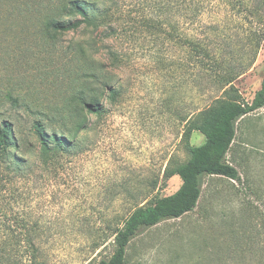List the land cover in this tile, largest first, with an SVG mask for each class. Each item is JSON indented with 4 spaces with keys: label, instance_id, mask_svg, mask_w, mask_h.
Returning <instances> with one entry per match:
<instances>
[{
    "label": "rangeland",
    "instance_id": "1",
    "mask_svg": "<svg viewBox=\"0 0 264 264\" xmlns=\"http://www.w3.org/2000/svg\"><path fill=\"white\" fill-rule=\"evenodd\" d=\"M24 1L0 4V120L12 119L28 135L33 119L23 107L13 108L5 94L41 108L73 107L84 86V54L79 49L77 55L63 52L75 45L84 50L90 39L96 44L94 66H104L102 75L117 91L115 101L104 92L102 116L87 112L78 134L67 132L77 116L65 129L46 127L49 134L66 136L69 147L56 153L58 169L48 174L51 181L24 190L32 216L43 224L42 260L97 264L112 255V233L136 205L178 189L180 179L164 178L165 168L183 163L187 148L204 141L188 121L221 91L209 79L213 72L202 69L197 45L212 56L206 64L220 63L237 75L232 85L245 102L259 90L264 0H196L205 1L196 15L178 5L168 11V0H99V9L112 16L113 35L110 29L92 33L82 25L55 42L40 39L37 23L18 15H23L19 7ZM48 1L37 0L41 6L32 9L45 8ZM5 27L11 32L1 33ZM103 46L114 52L117 66H111ZM235 128L227 160L239 180L204 176L195 209L140 229L127 246L125 264L259 263L264 247V108L238 120ZM29 140L32 147L24 152L36 164L37 146ZM35 174L43 177L38 170ZM253 236L256 255L249 258L240 253Z\"/></svg>",
    "mask_w": 264,
    "mask_h": 264
},
{
    "label": "trees",
    "instance_id": "2",
    "mask_svg": "<svg viewBox=\"0 0 264 264\" xmlns=\"http://www.w3.org/2000/svg\"><path fill=\"white\" fill-rule=\"evenodd\" d=\"M98 2L99 0H49L45 8L34 10L32 8L35 5L41 6V4L37 0H25L21 4L22 7H19L23 15L20 13L18 15L23 18L22 20L32 19L36 22L40 39L45 42H55L59 37L78 30L82 25L84 30L92 33H97L101 28L110 29L108 33L113 35L115 30H112L109 24L112 16L108 15V11H101ZM203 2L168 0L166 8L171 12L173 6L178 5L184 12L188 10L196 15L197 6L202 5ZM41 3L43 4L42 1ZM0 4L9 5L8 0H0ZM192 5H194L193 10ZM14 11L11 12V16L15 14ZM9 32H11L10 27H5L1 33ZM185 43L189 44V41ZM95 45V40L90 39L86 41L84 50L75 45L63 52L66 54L71 51V54L77 55V51L80 50V53L84 54V86L76 93L73 107L47 105L46 108H41L35 103L28 104L25 101V104L16 96L5 94L13 108L23 107L33 119L28 135L23 133L12 119L0 120V264H46L42 260L39 248L43 224L39 218L32 216L29 195L25 196L24 190L29 184L41 182L44 184L51 181L48 174L58 169L55 162L56 153L66 151L69 147L66 136L53 132L49 134L46 127L59 125L65 129L68 120L72 116H77L73 126L67 130L68 133L76 135L86 125L87 112L97 117L102 116L99 104L104 92L108 93L107 98L110 101H115L117 91L109 88L111 79L108 81L106 76L102 75L104 66L96 67L92 62V53H96L93 52ZM51 46L54 47V44ZM103 51L110 58L111 66H117L114 52L106 46H103ZM197 53L201 56L202 69L209 68L213 72L214 75L209 76V79L221 91L219 97L199 110L188 121L189 127L199 132L204 137V141L201 145L187 148L188 158L183 163L172 166L169 164L165 168L164 178L177 176L180 179L178 189L171 195L155 197L144 205H136L112 233L114 246L112 255L97 264H125L127 246L140 229L153 227L164 220L180 218L193 211L201 195L204 176L239 180V173L227 160V155L234 142L236 122L264 108V71L259 90L254 93L251 102H245L232 85L237 75L234 76L220 63L206 64L204 60L212 61V56L206 47L197 45ZM217 69L225 70L220 75L216 72ZM99 74L102 75L101 78ZM83 111L84 117L80 115ZM29 137H32V142L37 146L36 154L39 162L36 164H32L24 152L25 148L27 150L32 147ZM36 170L40 171L42 178L36 176ZM26 209L28 211L25 212ZM257 243L255 236L250 237L245 250L240 254L247 252L249 254L247 257L255 258ZM260 251L257 259L259 263L253 264H264V247H261ZM245 257L241 255L242 260Z\"/></svg>",
    "mask_w": 264,
    "mask_h": 264
},
{
    "label": "crops",
    "instance_id": "3",
    "mask_svg": "<svg viewBox=\"0 0 264 264\" xmlns=\"http://www.w3.org/2000/svg\"><path fill=\"white\" fill-rule=\"evenodd\" d=\"M242 118H243V117H242ZM242 118H241V119H242Z\"/></svg>",
    "mask_w": 264,
    "mask_h": 264
}]
</instances>
